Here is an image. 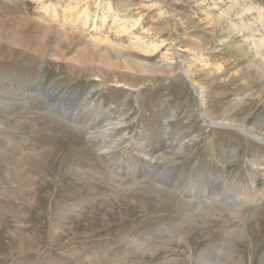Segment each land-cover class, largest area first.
I'll return each instance as SVG.
<instances>
[{
  "label": "rangeland",
  "instance_id": "374dc122",
  "mask_svg": "<svg viewBox=\"0 0 264 264\" xmlns=\"http://www.w3.org/2000/svg\"><path fill=\"white\" fill-rule=\"evenodd\" d=\"M261 12L0 0V264H264Z\"/></svg>",
  "mask_w": 264,
  "mask_h": 264
},
{
  "label": "bare ground",
  "instance_id": "6f19581e",
  "mask_svg": "<svg viewBox=\"0 0 264 264\" xmlns=\"http://www.w3.org/2000/svg\"><path fill=\"white\" fill-rule=\"evenodd\" d=\"M263 15L264 14L261 12V14L259 15V20L260 21H264V19L261 17ZM82 19L85 20V23L87 25L91 21V14L87 11L83 15ZM82 19H79L78 21L79 22H82L81 21ZM108 19H109V17L107 15H104V16L101 17L100 20H101L103 26L108 22ZM120 24L118 23V26L120 27V30L123 31V32L126 31L127 30V27H125L124 25L121 26ZM97 30H99V29H96V31ZM262 45L264 46V42L262 43ZM155 50H157V48L154 47L152 49H148L147 52L148 53L149 52L153 53V51H155ZM98 113H99L98 111H95V110L92 111V114L95 115V118H94V116H91L90 113L89 114L88 113H85V114L81 113L77 118L80 119L82 122H84V124L87 125L88 127H92V129L98 128L99 130H101V129H104V128L110 126L111 124L108 123L110 117L108 115H106V114L103 115V114H98ZM168 141L169 140H166V143H163V146H160L161 148L159 147V151H162L163 152V155H166V156H170V155H173L174 154V153H168L166 151H163V150H165V148H166V145L165 144H167ZM157 153L158 152H156V153L155 152L154 153L150 152L148 155H150V157H152L154 159L156 157ZM160 157H163V156H160ZM160 157L158 156L156 158L159 159ZM145 170L146 171H144V170L141 171L140 172V175L147 177L148 171H150V169L145 168ZM151 172L152 171H150V173ZM180 207H181V205H180Z\"/></svg>",
  "mask_w": 264,
  "mask_h": 264
}]
</instances>
